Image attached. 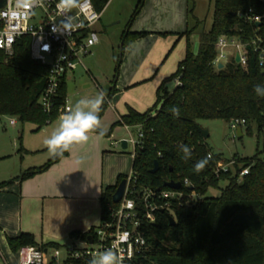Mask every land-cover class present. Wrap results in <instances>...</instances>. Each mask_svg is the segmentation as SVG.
<instances>
[{"label": "trees", "instance_id": "1", "mask_svg": "<svg viewBox=\"0 0 264 264\" xmlns=\"http://www.w3.org/2000/svg\"><path fill=\"white\" fill-rule=\"evenodd\" d=\"M91 1L100 12L109 2ZM144 1H137L121 36L116 75L124 48L146 34L130 30ZM212 4L213 22L208 30L200 32L198 53L193 54L190 44V35L201 23L194 17L196 24L179 34L186 37L185 56L175 72L159 85L153 105L144 112L129 108L112 124V127L136 128L142 134L132 162V173L136 178L133 184L137 190L146 186L167 188L165 181L175 179L183 183L187 179L198 194L192 200L185 197L183 204L174 202V225L170 224L166 212H155L154 222L147 225L150 250L141 259V264H264V161L258 155L238 157L234 171L229 169L216 174L221 154L212 152L198 130L200 119H222L229 123L239 118L245 120L247 131L251 132L253 125L259 133L263 131L264 97L257 95L254 88L256 85L264 87V65L260 64L262 52L256 49L264 48V0H212ZM189 12L192 13V8ZM252 15L261 16L259 25L249 20ZM223 34L236 36L245 44V65L234 59L222 68L213 65L217 53L215 44ZM48 70L46 64L31 57L29 36L19 38L11 54L0 49V115L33 123L37 125L36 130L57 119L58 105L67 96V80L61 84L56 106L50 112L44 111L39 98ZM174 77H178L180 83L169 91L165 84ZM114 91L109 87L100 118ZM174 108L179 110L178 116L173 114ZM109 134L110 131L104 132V135ZM181 144L191 148L189 159L183 158L179 149ZM68 151L52 156L40 166L24 170L16 178L27 179L46 171ZM206 157H209L206 167L195 172V164ZM155 161L158 170L152 173ZM246 167H249L248 174L239 179V172ZM127 176L120 174L114 184L102 191L101 220L107 218L110 207L116 205L113 194L118 183ZM16 178L0 182V189ZM221 181L227 184L220 187ZM182 189L190 191L188 187ZM210 189L220 193L209 195ZM93 229L84 233L73 231L71 237L86 238ZM7 241L14 252L26 245L60 247L57 243L39 244L29 232L8 237Z\"/></svg>", "mask_w": 264, "mask_h": 264}, {"label": "rangeland", "instance_id": "2", "mask_svg": "<svg viewBox=\"0 0 264 264\" xmlns=\"http://www.w3.org/2000/svg\"><path fill=\"white\" fill-rule=\"evenodd\" d=\"M137 1L109 0L96 26L99 43L93 47L92 53L84 56V66H78L67 78V98L71 108L82 98H95L106 86L115 89L100 118L105 133L110 131L107 137L112 135L108 142L110 144L112 141L109 148L113 151H122L121 143L117 147L112 144L122 140L121 137L124 136L123 139L128 141L132 136L134 141H138L139 136L136 128L128 131L120 125L112 127L113 108L110 103L123 111L128 109V104H134L142 110L151 107L156 99V88L176 70L185 56L186 37L179 34L196 24L194 17L201 21L190 35L191 50L196 55L200 32L208 30L213 22L212 0H145L130 30H144L146 34L124 48L116 75L121 36L127 29ZM190 8L192 13L189 12ZM135 79L140 80L133 83ZM177 83L178 77H174L166 82L165 87L172 91ZM62 116L59 115L44 128L36 130L37 125L21 122L18 117H14L16 124L10 125V115H0V157L3 155L0 158V180H9L13 173H20V168L24 171L29 166L42 165L52 157L45 140L59 127ZM198 125L208 130L209 136L205 141L212 152L220 153L222 164L233 171L238 157L258 155L264 161V129L259 133L253 125L250 132L243 126L242 136L239 137L222 119H200ZM126 152L134 153L132 144L128 143ZM130 170L131 166L127 175ZM226 184V181H221L219 185L224 187ZM219 193L217 189L208 192L209 195ZM72 241L58 242L62 254ZM77 244H81V240ZM0 262L3 264L1 256Z\"/></svg>", "mask_w": 264, "mask_h": 264}, {"label": "built area", "instance_id": "3", "mask_svg": "<svg viewBox=\"0 0 264 264\" xmlns=\"http://www.w3.org/2000/svg\"><path fill=\"white\" fill-rule=\"evenodd\" d=\"M59 4L60 0H5L0 7V49L11 54L14 43L23 36H29L31 57L49 68L46 84L39 98V103L46 112L56 106L63 80H67L68 74L78 66H84V56L91 53L100 41L96 26L102 12L95 9L91 0H76L68 8L58 7ZM248 18L260 22L261 16L252 15ZM253 43L256 40L253 39ZM215 46V67L219 63L225 65L231 59L235 60L237 52L240 60L235 61L246 64L245 44L236 36L223 34ZM258 48L262 52L260 64L264 65V48L256 49ZM70 108L66 96L58 105L59 115H64ZM9 123H16L13 116L9 117ZM228 124L236 132L237 128L244 126L245 120L235 118ZM138 136V141H134L132 136L127 141V144L134 147L133 157L136 145L140 143L141 132H138ZM208 156L211 157L210 154ZM229 169V166L218 161L215 173ZM248 172L249 167L242 169L238 178L241 179ZM135 180L131 171L126 178L123 197L114 207H110L108 217L101 220L88 234L91 239H88V235L86 238L74 239L64 248V255L61 246H22L16 251L19 264H76V261H79L77 264H88L93 255L108 248H113L118 253L122 264H141V259L150 250L147 225L154 222L155 212H166L174 217V202L183 204L185 197L192 200L198 194L190 188L192 185L187 179L183 183L174 179L181 183L179 189L146 186L138 190L133 184ZM183 187H188L190 191L185 192ZM79 240L81 244H77Z\"/></svg>", "mask_w": 264, "mask_h": 264}, {"label": "crops", "instance_id": "4", "mask_svg": "<svg viewBox=\"0 0 264 264\" xmlns=\"http://www.w3.org/2000/svg\"><path fill=\"white\" fill-rule=\"evenodd\" d=\"M138 80L135 79L133 83ZM110 107L113 108L114 122L129 108L138 112L148 109L142 110L134 104H128L126 111L112 103ZM120 126L128 131L130 129L125 125ZM110 137L91 132L87 142L74 143L68 154L46 171L27 179H18L16 177L23 172V168H20V173L18 171L11 175L9 180L16 179L0 189V256L3 264H19L17 253L8 245V237L29 232L34 234L39 244H58L76 239L71 237L73 231L84 233L100 223L102 191L114 184L120 174H127L130 166L132 171L133 154L126 152V149L111 150ZM121 138L124 140L125 137ZM120 143L121 140L112 144L117 147Z\"/></svg>", "mask_w": 264, "mask_h": 264}, {"label": "clouds", "instance_id": "5", "mask_svg": "<svg viewBox=\"0 0 264 264\" xmlns=\"http://www.w3.org/2000/svg\"><path fill=\"white\" fill-rule=\"evenodd\" d=\"M76 3V0H60L58 7L68 8ZM254 91L264 97V87L256 85ZM106 97L105 91H99L95 98H82L78 100L61 118L59 127L45 140V145L52 156H57L70 149L74 143H84L89 139V133L98 131L103 135L99 113ZM173 114L178 116L179 110L173 109ZM184 159L191 157V148L186 144L179 145ZM209 157L198 161L194 171L199 173L208 164ZM88 264H122V258L113 248L93 255Z\"/></svg>", "mask_w": 264, "mask_h": 264}, {"label": "water", "instance_id": "6", "mask_svg": "<svg viewBox=\"0 0 264 264\" xmlns=\"http://www.w3.org/2000/svg\"><path fill=\"white\" fill-rule=\"evenodd\" d=\"M5 3V0H0V7ZM260 22H257V25H259ZM235 60L237 62H239L240 60V55H239V52L236 53V56H235ZM224 65L223 63H219L218 64V68H222ZM109 91V86L105 88V92L107 93ZM198 130L201 132L202 136L204 138H207L209 136V132L207 129H204L202 128L201 126L198 125ZM237 135L239 137L242 136V130H241V127L237 128V131H236ZM128 146L127 144V140H121V148L122 149H126ZM158 170V162L155 161L154 162V167L151 169V172L152 173H155L156 171ZM164 185L167 186V187H170V188H173V189H179L181 187V183L179 181H174V180H168V181H165L164 182ZM125 187H126V179H122L117 187H116V190L113 194V202L114 203H117L119 202V200L123 197V194H124V191H125ZM190 188H192V186H190ZM167 217H168V220L170 222L171 225H174L176 223L175 221V218L173 216H171L170 214H167ZM88 239H91L90 236L88 235Z\"/></svg>", "mask_w": 264, "mask_h": 264}]
</instances>
